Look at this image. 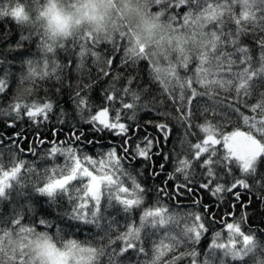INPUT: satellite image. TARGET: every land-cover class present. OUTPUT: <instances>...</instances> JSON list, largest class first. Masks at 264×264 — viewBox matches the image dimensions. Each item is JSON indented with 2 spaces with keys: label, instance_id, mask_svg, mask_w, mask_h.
I'll return each mask as SVG.
<instances>
[{
  "label": "snow or ice",
  "instance_id": "1",
  "mask_svg": "<svg viewBox=\"0 0 264 264\" xmlns=\"http://www.w3.org/2000/svg\"><path fill=\"white\" fill-rule=\"evenodd\" d=\"M147 6L155 10L153 20L145 25L149 32L161 18L173 29L191 24L200 30L203 41L194 69L193 59L186 55L160 65L136 33L101 37L89 32L53 47L38 31L21 28L18 38L10 27L0 32L4 45L0 47V65L4 66L0 101L6 102L0 113L8 117L0 137L6 138L10 157L5 161L0 155V264H264V0H149ZM134 7L140 11L142 6ZM3 19L11 20L7 15ZM104 42L111 49H104ZM121 52L120 67L131 73L126 79L119 72L113 76L114 81L124 80L122 88L111 83L105 86L98 75L96 80L89 76V83L82 86L77 81L73 89V66L82 73L90 59L94 66L104 65L99 73L106 78ZM16 62L19 73L12 70ZM49 81L60 87L45 88L44 97L35 96L37 86ZM134 83L136 88L131 87ZM25 85L26 99L21 95ZM154 89L157 95L170 98L178 110L175 117L170 112L164 115L184 130L180 143H187L191 150V156L185 155L179 161L181 166L168 173L169 179L161 186L149 185L148 179L158 177L172 159L175 148L170 153L164 147L173 127L162 120L146 121L163 136L161 145L156 135H144L146 127L136 121L137 111L152 103L145 100L142 104L141 100L153 95ZM220 91L226 95L220 97ZM65 94V105H60ZM117 100L120 108L113 107ZM57 107L58 126L41 130V120L50 121ZM122 110H126L124 115ZM127 111L132 113L135 131L132 123L125 122ZM209 113L213 120L217 116L229 122L233 116L242 118L248 130L218 131L219 126L207 120ZM25 116L35 122L34 127H19L18 121ZM201 116L205 122L195 123ZM65 128L67 135L61 141ZM192 128L205 133L203 140L194 144L188 140ZM7 132L11 135L5 136ZM26 132L41 146L49 135L55 136L53 146L40 157L43 160L63 152L69 161L64 169L57 172L54 166L39 173L30 165L27 173L38 175L26 181L27 174L22 172L26 162L11 151H23L18 141L26 144ZM220 144L223 154L216 147ZM97 145L99 159L88 151ZM27 151L34 149L28 147ZM159 157L163 162L157 171ZM90 165H99L100 174ZM196 168L201 171L199 183ZM176 173L183 175V183ZM171 179L177 180L174 190L167 188ZM73 181L84 182L73 188ZM199 190H209L216 201L203 204ZM225 193L231 196L230 202ZM245 193L251 198H245ZM173 196H186L193 208L206 211L175 210L164 203ZM139 209L143 210L137 221ZM221 213L226 218L221 220L227 229L226 240L222 231H213L211 242L201 250L202 236L212 231ZM77 229H89L85 234L91 241H57L79 235Z\"/></svg>",
  "mask_w": 264,
  "mask_h": 264
},
{
  "label": "trees",
  "instance_id": "2",
  "mask_svg": "<svg viewBox=\"0 0 264 264\" xmlns=\"http://www.w3.org/2000/svg\"><path fill=\"white\" fill-rule=\"evenodd\" d=\"M151 12L155 11L154 9H150ZM187 9H185L186 11ZM237 11H239V8H237ZM163 24L164 27L162 29V35H161V41L166 40L167 41V47L164 46L163 43H161L159 49H158V55L156 53H150L152 58L155 59L160 65H166L168 63H175L178 60H180L182 55H186V56H190L193 60L191 61V68H195V57L198 54V51L201 48V44L203 41V36L200 33V30L196 27H194L193 25L189 24L186 25L184 27H176V28H170L169 27V22L167 21L166 18H161L160 19ZM11 28L12 32H13V36L14 37H19V35L21 34V27L18 26L13 20H5V19H0V32L4 31L6 28ZM25 35H27V31L24 32ZM177 37H179V41H177ZM0 47H4L3 44H0ZM104 49H111V44L109 42H104L103 45ZM31 48L33 51H35V44L32 43L31 44ZM98 50H103V49H98ZM119 55H122V52L117 54V57L115 58V65L112 67L111 69V74L108 77H103V75L101 73H99V68L100 67H104L103 64L99 65V66H94L91 62L90 59L86 60L85 65H84V69L82 73H78L74 70V66H73V70L70 72V79L71 82L73 84V89L75 90L76 87V83L77 81H80L81 86L85 83H89V79L88 77L90 76L92 80H96L97 76L100 75V79L104 80V85L107 86L108 84H113L117 89L122 88L124 80H113V76L116 75L117 72L121 73L124 75L125 79L127 75H131V73H126L125 69H123L122 67H120V60H119ZM9 59H12V57L10 56ZM63 62V61H62ZM141 67H144L143 64L140 65ZM3 65H0V72L3 71ZM14 73H19L21 71V67L19 62H16L12 68ZM64 73L68 74L69 70L67 68L64 69ZM190 74V73H189ZM68 78V76L66 75V79ZM137 79L139 80V77H137ZM55 88V87H60L59 84H54L53 81H49L47 84H39L36 88V92H35V96L38 97H44L46 95L44 89L45 88ZM132 88H136L137 84H132L131 85ZM140 87H143V85H140ZM198 90L200 91H204L203 88H199ZM93 91H95V89H93ZM157 90L154 89L153 91V95L148 96V97H144L141 100V103L143 104L145 100L148 101H152V103H149V106L147 109L141 108L137 111V115H136V121L138 123H140L143 127H146L147 131L145 133H143L144 135H147L148 133H152L154 135H156L159 140L161 145H163V136L151 125L146 124V121L148 120H162L163 122L169 123L170 126L173 127V134L172 137L168 140L167 142V146L164 147V151L165 152H172L173 148H175V152L172 156V159L166 162V167L163 170V172L155 178H151L150 174L152 171V166L150 165L148 167V173L147 175L150 177L148 179V184L152 185L155 184L156 186H161L162 182L165 181L168 178V173L170 172H174L175 168H179L181 165L179 163L180 160H182L184 158L185 155H189L191 156V150L189 148V145L187 143H184L183 145L180 143L181 139H183V132L184 130L182 128L179 127V125L176 124L174 119H168L167 117H165V113L166 112H170L172 113V116L175 117L177 115H179V112L177 109H175L172 104H171V100L170 98L164 97V96H159L156 94ZM52 94V93H49ZM220 97H224L226 95L225 92L220 91L219 93ZM65 98H66V94L64 96H62L59 99V103L60 105H65ZM130 99V98H129ZM205 99H208L207 97ZM119 100V97H118ZM117 102L113 105L114 108H120L121 105L119 104V102ZM129 102V100H126L125 103ZM253 103L255 102V100L252 101ZM93 103H95V101H93ZM70 102L68 105H66V111L70 108ZM6 107V102L4 101H0V108H4ZM195 110V109H194ZM242 111L245 109H241ZM126 110H122V115L125 114ZM145 111L150 112L151 114L148 116H145L144 113ZM59 113V107L55 108L53 111V114L50 117V121H43L41 120V130H44L48 127H52V126H58L56 124V120H57V114ZM247 114L251 115L252 113L250 111L247 112ZM111 115L114 116V112L111 113ZM126 115L128 117V119L125 121L127 123H132V127H133V131L136 130V124L132 122L131 120V115L132 113L130 111L126 112ZM212 114L209 113L207 120L213 124V125H217L218 127V131H224V132H229L232 131L234 127H241V130L243 131H247V125L244 124L243 119L240 118L239 120H237L236 116H233L231 119V122L229 121H222L220 119L219 116H217V118L215 120H213L212 118ZM78 118V117H77ZM86 118V117H85ZM8 117H6L3 113H0V131H3V125L6 123ZM63 119V118H62ZM205 122V118L203 116H201L197 121H195V123H204ZM19 127L20 128H25L26 126H35V122L34 121H28L26 116L21 120L18 121ZM16 128H13L12 131H16ZM67 128L64 129V134L61 135L59 137V139L61 141L65 140V136L67 135ZM190 131V135L188 136V140H190L193 144L196 142L197 139L199 140H203V137L205 135V133L200 129V128H192L189 130ZM177 133H179V138L177 137ZM218 134V133H217ZM11 135V132H7L5 134V136ZM25 135L27 136V142L26 144L23 141H18L19 146L21 149H23L22 152L18 151L17 149H11V151L18 156V158L20 160H24L25 163V167L22 170L23 173L27 174L26 175V181H32L35 180L37 178V175H33V174H28L27 173V169L30 165H35V167L39 170V173H43L45 168L51 169L54 166L57 169V172H60L61 170L64 169V167L69 163L67 156L65 153L60 152L57 153L55 156L53 157H48L45 156V158L42 160L40 157V153L45 152L46 149H50L53 145H52V141H54L56 139L55 136L53 135H49L48 139L45 141L44 145L41 146L38 143H36V137L29 134V133H25ZM0 139L4 140L3 144H0V155L3 156V159L5 161H7L10 157H9V152L7 150V140L5 137H0ZM59 146V145H57ZM28 147H32L34 149L33 152L29 153L27 151ZM99 145L96 146V149H89V154L93 155L94 157H96L97 159H99ZM217 150L220 154H223L224 149L222 144L217 145ZM106 151V149H105ZM207 158V157H206ZM175 161V163H174ZM163 162V158L159 157L157 158V167L156 170H159V163ZM90 167H93L95 170H97V174L99 173V165H90ZM137 168H139V164L136 165ZM204 171L206 172L207 169H204ZM179 180L180 183H183V175L180 173H176L175 174ZM194 175L196 177V181L202 182L201 181V171L199 168H196L194 170ZM77 180H80L79 177H77ZM84 181H81L80 183H77L75 181L70 182L73 188H78L82 186V183ZM223 182V181H221ZM177 183L176 179H171L169 180L168 184H167V188L169 190H174L175 188V184ZM128 186L131 187V183L128 182ZM191 183H189V187H191ZM183 189H181V192L183 193ZM199 196L203 198L202 203L203 204H208V205H212L213 201H216V197L212 195V193L209 190H199L198 192ZM13 195H15V193H13ZM245 198H251V194L245 193ZM225 199L229 200V202L231 201V196L227 193L224 194ZM65 204H67V201H64ZM154 203V201L152 202ZM167 206L178 210V211H200V212H204L206 211L205 209L197 206L196 208L192 207V200L188 199L186 196H184L183 198H177L176 196H173L170 200H167L164 202ZM217 203H220L219 201H217ZM40 204L44 205V207H47L46 204H44L43 200H40ZM148 205H145V207H147ZM224 208H227L228 205L225 204L223 205ZM143 209H139L135 212V219L138 221L139 220V215H140V211H142ZM217 209L215 207H213V212H215ZM52 211H55V209H52ZM238 215V212H237ZM226 219L223 216V213H221V216L217 219V222L215 224V226H213L212 231L207 232L205 235L202 236L201 241L199 243V247L201 248V250L207 248L208 244L211 242V238H212V232L213 231H222L224 234V238L226 240L227 238V229L223 228V225L221 224V220ZM27 223V221H26ZM163 227V226H161ZM262 228H264V226H261ZM43 230V229H41ZM122 230V229H121ZM54 231V229H53ZM77 231L80 233L79 235H69L67 237H62V238H57V241L59 242V239H76L81 243H84L85 241H91V236H87L85 233H87L89 231V229H77ZM223 242V241H221ZM185 264H187V262H185Z\"/></svg>",
  "mask_w": 264,
  "mask_h": 264
},
{
  "label": "clouds",
  "instance_id": "3",
  "mask_svg": "<svg viewBox=\"0 0 264 264\" xmlns=\"http://www.w3.org/2000/svg\"><path fill=\"white\" fill-rule=\"evenodd\" d=\"M147 5L149 0H0V19L7 15L21 28L40 32L53 47L89 32L101 37L136 33L146 50L158 55L161 43L167 47L161 41L164 24L158 20L150 32L146 29V22L153 20ZM26 87L21 88L24 99L29 95Z\"/></svg>",
  "mask_w": 264,
  "mask_h": 264
}]
</instances>
